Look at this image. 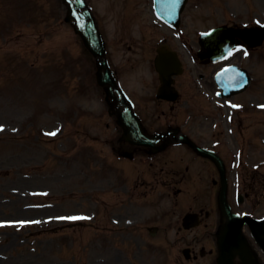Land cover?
I'll use <instances>...</instances> for the list:
<instances>
[{
    "label": "rangeland",
    "instance_id": "374dc122",
    "mask_svg": "<svg viewBox=\"0 0 264 264\" xmlns=\"http://www.w3.org/2000/svg\"><path fill=\"white\" fill-rule=\"evenodd\" d=\"M49 3L50 0H0V222L38 216H43L46 221L47 218L53 220L61 214L80 211L90 216L93 223L100 225L105 218L99 215L95 221L94 212L89 210L95 206V196L90 200L82 191L83 188L90 189L96 184L94 180H89V177L93 178V158L96 157V150L85 149V153L88 152L84 153L87 158L83 161L82 154L73 152L84 141L92 143L102 152L104 158L108 156L109 149L102 140L104 136L110 134L108 128L112 124L111 118L105 112L100 91L95 87L92 78L85 82L84 74L79 75V65L74 68L75 70L69 71L70 64L79 60L81 49L75 37L72 38L63 31L65 28L63 22L44 16V12L50 14L53 9V5ZM56 12L58 13L57 6L53 14ZM202 15L198 16L199 27H207L216 21L210 16V10L208 15ZM187 21L190 26L195 24L197 18L192 16L191 19L187 16ZM107 28L110 30L113 26L109 24ZM70 40L77 44L74 46L75 52L68 49ZM111 48L114 63L121 65V68L129 67L130 64L123 58V52L115 45ZM262 54L261 68L257 66V58L249 60L244 58L243 64L250 69L253 76L262 77L264 83V46ZM70 57H74L75 60ZM255 66L257 67L254 69ZM213 68L200 69L209 73ZM81 69L86 73L87 67L85 69L81 66ZM122 72L130 87L137 93L134 95L136 105L138 104L143 112H146L145 109L152 110L153 101H144L142 99L145 97H141L143 91L148 93L152 88L150 82L152 70L145 66L137 71L126 69ZM74 74L76 76H73ZM255 91L256 88H252L253 94ZM259 94L264 96V85ZM233 99L248 101L254 97L238 94ZM196 109L197 107H194L193 111ZM106 124H109L108 128L105 127ZM204 124L208 125L207 122ZM152 127L154 126L151 125L150 128ZM221 128L223 137L221 139L224 142L223 132L224 135L227 132L226 123H223ZM262 129L264 130V126L258 130L264 135ZM255 131L257 132L249 130L247 136H254ZM226 138L231 140L230 136ZM60 142L64 143V146H61ZM256 153L251 155V160L264 157V141ZM69 154L70 156L78 154V157L71 160L68 159ZM258 154L260 156H257ZM191 159L187 157V160ZM192 161L193 168H200L201 164L206 168L200 159ZM79 168H84L83 170L87 172L85 177L80 175ZM136 169V172L139 171ZM28 174L31 176H26ZM204 179L205 181L201 182L195 181L194 185L190 182L183 184V191L179 197H183L186 205L191 203L192 198L196 201L193 202L194 205L207 203V179L205 177ZM229 183L230 186L238 187V182L232 180ZM235 188H231V192ZM35 189H50L57 193L63 189L64 191L70 189L77 192L72 196H62L67 198L60 201L64 207L44 206L40 211H20L21 205L17 206L19 202L43 204L45 201H52L50 197H31ZM157 193L162 196L167 194L163 190ZM160 195L152 197L157 199ZM194 195L197 197L194 198ZM73 200L75 203H72ZM78 201L80 204L84 203L81 208L75 206ZM162 201H164L162 206L165 207L160 206L163 210L160 214L164 216L160 223L170 224L171 227L160 232L156 238H148L146 232L141 230V235L130 230L112 234L108 232L106 235L110 237L134 236L138 242L142 240L147 242L138 247L122 245L113 240L111 244L120 247L125 254L119 250L116 252L110 245L103 252L95 251L92 255L95 256L97 253L109 257L110 264H215V238L212 234L214 228L210 226L209 230L198 227L181 231L177 218L185 208L181 210L180 207L177 209L171 206V198H163ZM151 214H154V210L144 215ZM56 222L50 221L41 225L45 229L44 234L40 236L43 241H36L35 237L41 233L37 232L36 226L0 225V264H86L85 262L89 260H82L86 255L81 252L84 250L85 241L83 243L79 239L81 244L73 250L74 246L65 244L62 248L71 247L62 254H59L60 249L49 243V238H55V232L60 230L63 236L62 243H68L72 237L78 239L80 236L76 227L60 229L63 224ZM192 240L194 243H191ZM87 244L89 249L91 243ZM187 245L195 249L197 258L190 260L184 258L182 249ZM202 247L205 250L212 248L214 251L199 256Z\"/></svg>",
    "mask_w": 264,
    "mask_h": 264
},
{
    "label": "flooded vegetation",
    "instance_id": "af4514ba",
    "mask_svg": "<svg viewBox=\"0 0 264 264\" xmlns=\"http://www.w3.org/2000/svg\"><path fill=\"white\" fill-rule=\"evenodd\" d=\"M111 10H114L113 18L120 22L121 25H125L127 21L132 22L136 20H140L144 15L154 14L152 8V0H110ZM144 26L145 22L142 21ZM175 33V34H167V33ZM182 32H188L184 37ZM189 32H196V28H186L177 29L168 31H164L163 33L159 32H124L120 29V32H112L114 34L113 38L110 39L111 44L117 46L123 52L125 58V62L130 64L131 68L135 66H139L138 59H144L149 62L150 53L155 48V40L154 35L157 34V37L161 35L162 42L172 44V39L174 37L180 36L179 41L182 39L184 46L188 51L193 52V48L195 45V38L193 34ZM108 39V38H107ZM109 44V42H107ZM172 46V45H171ZM173 47V46H172ZM195 58V55H194ZM196 59V58H195ZM117 66L122 67L121 65H113V67L117 68ZM151 149H148L150 152ZM183 176L179 180H183ZM246 196L248 192H245Z\"/></svg>",
    "mask_w": 264,
    "mask_h": 264
},
{
    "label": "water",
    "instance_id": "95a60500",
    "mask_svg": "<svg viewBox=\"0 0 264 264\" xmlns=\"http://www.w3.org/2000/svg\"><path fill=\"white\" fill-rule=\"evenodd\" d=\"M222 83H224V81H222ZM238 89H240V88L238 87ZM134 121H136V120H134ZM223 248H224V245H223ZM219 264H231L229 254L226 252H223V250H222V253H221L220 258H219Z\"/></svg>",
    "mask_w": 264,
    "mask_h": 264
},
{
    "label": "snow or ice",
    "instance_id": "6c2138e0",
    "mask_svg": "<svg viewBox=\"0 0 264 264\" xmlns=\"http://www.w3.org/2000/svg\"><path fill=\"white\" fill-rule=\"evenodd\" d=\"M234 107H237V106H234ZM261 107H264V106H261ZM51 134H54V133H50ZM86 217H58V219H69V220H75V219H84ZM18 223H35V221H19Z\"/></svg>",
    "mask_w": 264,
    "mask_h": 264
}]
</instances>
